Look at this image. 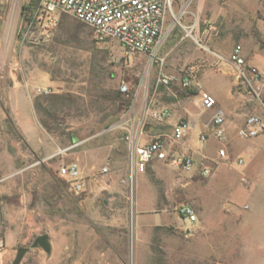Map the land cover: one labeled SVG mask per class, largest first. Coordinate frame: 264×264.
I'll return each instance as SVG.
<instances>
[{
    "label": "rangeland",
    "instance_id": "374dc122",
    "mask_svg": "<svg viewBox=\"0 0 264 264\" xmlns=\"http://www.w3.org/2000/svg\"><path fill=\"white\" fill-rule=\"evenodd\" d=\"M28 1L0 0V68L8 65L13 77L28 81L32 99L50 97L51 133L62 148L76 146L54 158L51 176L26 181L27 211L18 206L10 210L16 196L0 197V264H11L19 247H28L20 264H264V144L255 147L262 153L243 172L246 182L242 167L234 164L241 156L227 152L208 176L200 172L209 163L205 160L190 171L154 162L135 177L132 188L123 182L128 164L124 136L144 119V129L149 123L145 93L151 106L174 100L169 91L178 97L190 93L177 83L154 90L157 75L180 72L178 65L168 68L174 59L182 63L186 53L196 62L201 53L213 57L214 51L240 44L250 56L264 54V0H174L156 53L165 57L163 66L147 54L125 51L114 39H97L89 26L68 14L61 13L51 25L38 17V1L23 8ZM11 10L16 23L6 39ZM204 63L197 77L206 73L203 81L208 83L215 78L207 72L216 66ZM121 83L129 94L118 98ZM36 87L51 92L38 94ZM237 87L246 94L243 84ZM219 98L227 103L223 93ZM123 99H130L128 108L121 105ZM253 104L257 116L264 113L257 99ZM188 109L200 121L211 113L201 112L194 101ZM36 116L40 122L42 116ZM7 117L11 120L7 114L3 126L12 133L5 139L16 156L26 144L5 122ZM200 130L197 125L195 134ZM197 145L217 156L210 140ZM73 157L80 163L81 191L56 172L63 159ZM104 165L108 173L101 174ZM185 205L195 211L194 223L181 215ZM39 235L47 236L48 250L31 247Z\"/></svg>",
    "mask_w": 264,
    "mask_h": 264
},
{
    "label": "built area",
    "instance_id": "2783aa9c",
    "mask_svg": "<svg viewBox=\"0 0 264 264\" xmlns=\"http://www.w3.org/2000/svg\"><path fill=\"white\" fill-rule=\"evenodd\" d=\"M38 17L53 25L61 13L72 16L75 20L89 26L99 40L114 39L118 41L125 51L130 53L147 54L156 59L157 49L164 38L166 17L172 13L174 0H37ZM264 47V38L261 40ZM230 60L236 67L238 83L243 84L249 93L262 105L264 95V76L255 67L247 63L243 55L242 46H233ZM198 68L195 65H186L179 75L159 73L155 78L154 90L160 86L165 88L177 83L183 90L198 88L196 84ZM38 94H48L50 89L36 87ZM119 91L123 95L129 94L128 86L121 83ZM138 91L134 95V100ZM197 99L202 111H211L216 107L215 97L207 91L198 89ZM143 109L147 116L158 124L166 123L171 117L168 107H153L152 100L145 93ZM143 122H139L135 129L128 131L124 140L127 148V173L123 181L130 188L134 179L143 174L150 163H162L176 171H190L194 167V160L190 154L182 153L177 145L193 132L194 122L190 118H181L171 126L170 132L165 135L151 137L142 142L145 136ZM211 130L215 138L225 141L226 129L224 116L220 110H215L210 120ZM264 133V121L257 115L246 117L242 126L237 128L236 137L240 139H253ZM200 141L206 140V135H199ZM70 145L59 149L57 155H62L75 147ZM219 156L226 157L225 150L218 151ZM241 164L242 160H238ZM101 174L108 173L106 165L100 168ZM57 174L67 179L75 191L83 188L81 172L76 162L62 161L56 170ZM208 169H202L201 174L206 176ZM180 213L188 223H194L197 215L189 205L181 207ZM0 247H2L0 243Z\"/></svg>",
    "mask_w": 264,
    "mask_h": 264
},
{
    "label": "crops",
    "instance_id": "0c3cea01",
    "mask_svg": "<svg viewBox=\"0 0 264 264\" xmlns=\"http://www.w3.org/2000/svg\"><path fill=\"white\" fill-rule=\"evenodd\" d=\"M168 18L169 16L166 17V20ZM166 32L167 29H164L165 35ZM162 44L163 40L157 49V52ZM233 46L224 51H214L213 57L201 53L202 59L197 60L196 62L192 61L191 53H186L182 57V63H180L181 60L178 61V59H174L176 63H172V67L174 68L171 67L168 69H175V67L177 68L179 66L180 72L186 65H195L198 69H203L205 68L204 62L209 60L216 67L215 70L207 73H211L215 79L205 83L203 79L206 73L199 75L196 79L198 88L190 89L189 94L185 93L180 97H178L176 93L169 91L170 93L168 94H171L175 99L168 103L153 105V107H168L171 111L170 119L164 124H158L149 117H146L149 120V123L145 126V136L142 139V142L148 141L154 136L168 134L171 126H173L178 119H193L194 129L199 125L201 130L199 134H195L193 130V132L190 133L181 144L177 145L178 150L182 153L190 154L195 165H198V163L201 162L200 160L208 161L210 164H203L201 167L202 169H208L209 173L206 176L210 175L213 171V164L218 161L220 157L218 151L221 148L225 150V153L227 152L232 156H241L236 159V163L234 164L242 167L241 173L243 175L241 180L246 182L247 179L243 172L244 170H248L251 163H253L252 161L262 153L258 149V146L264 144V140H262V144L257 141H254V143H251L250 141L256 140V138L261 136L264 137V133L253 139H240L236 137L235 133L237 128L243 125L247 116L257 115L258 109L256 105L253 104L255 98L249 93L248 89L246 88L248 93L246 92L245 94L241 92L243 90L242 87H237L238 80L236 77V67L230 60ZM242 50L247 63L255 66L264 76V54H254L250 56V54L246 53L243 48ZM157 60H159L160 65L163 66L165 57H157ZM174 71L175 70H172V73L170 74H180L179 71L176 73ZM198 89L207 91L214 96L216 100L215 109L211 110L210 114L205 115L207 119L204 121H200L188 109V106L192 101L198 105ZM30 90L29 82L22 79L18 80L13 77L8 65L0 68V102H3L2 105L0 104V197L3 195L16 196L17 201L10 202L8 206L10 207V210L11 208L18 206V209L21 212L28 210V204L30 202V195L27 191L28 185L26 181H31L32 179L42 176L44 178L51 176L55 162L54 158L57 156L58 150L64 148L57 143L53 134L47 132L39 122L34 110ZM220 93H223L225 96L227 102L225 105L219 98ZM248 107L249 109H247ZM199 110L202 112L201 109ZM215 110H220L224 116L226 139L223 142L217 140L211 130L210 120ZM7 114L11 117L14 130L20 135L26 144V148H24V150H19L16 156L11 152L10 145H8L5 139L6 136L12 133V130L9 131V129H4L3 126L2 120H4L3 118H5ZM258 116L264 121V113H261ZM201 134H205L206 140H210L212 145H214V150L217 152V156L216 154L213 155L206 152L203 145H197L198 142L202 143L199 139V135ZM250 144L254 146L252 149H244V147ZM255 147H258V150H255ZM16 157L18 160L15 159ZM239 159L242 160L241 164L238 163ZM62 161L76 162L80 167V163L74 157L69 160L63 159ZM31 168H34V172H30V175L26 176V174H24L25 170ZM0 203L2 204V201H0ZM248 225L246 224L245 227H248ZM262 226V229L264 230V224ZM262 257L264 258V248L262 249Z\"/></svg>",
    "mask_w": 264,
    "mask_h": 264
},
{
    "label": "trees",
    "instance_id": "16d2710c",
    "mask_svg": "<svg viewBox=\"0 0 264 264\" xmlns=\"http://www.w3.org/2000/svg\"><path fill=\"white\" fill-rule=\"evenodd\" d=\"M37 2V0H29L24 6V9H30L32 8L35 3ZM121 93L118 92L117 97L121 98ZM124 96V95H123ZM50 97L47 96H43V97H35L33 99V106H34V110L35 112L39 115L42 116L40 119V123L42 124V126L44 127V129H46L47 132L51 133V126L50 123L47 121L48 119H50V117H52V112L49 110V103L51 102ZM130 104V99H123V101L121 102L122 106H125V108H128ZM124 108V109H125ZM6 123H8L10 126L12 125L11 120L7 117L5 120ZM112 122V121H111ZM109 122L107 125H110Z\"/></svg>",
    "mask_w": 264,
    "mask_h": 264
},
{
    "label": "water",
    "instance_id": "95a60500",
    "mask_svg": "<svg viewBox=\"0 0 264 264\" xmlns=\"http://www.w3.org/2000/svg\"><path fill=\"white\" fill-rule=\"evenodd\" d=\"M1 209H0V225H1ZM37 245L41 246L44 250L49 249L46 235H39L34 239L31 244V247H36ZM28 251V247H19L16 251L15 257L13 258L11 264H20L23 255Z\"/></svg>",
    "mask_w": 264,
    "mask_h": 264
},
{
    "label": "bare ground",
    "instance_id": "6f19581e",
    "mask_svg": "<svg viewBox=\"0 0 264 264\" xmlns=\"http://www.w3.org/2000/svg\"><path fill=\"white\" fill-rule=\"evenodd\" d=\"M15 21H16V12L11 10L5 27L4 37L6 39L12 34L14 30V25L16 23Z\"/></svg>",
    "mask_w": 264,
    "mask_h": 264
}]
</instances>
